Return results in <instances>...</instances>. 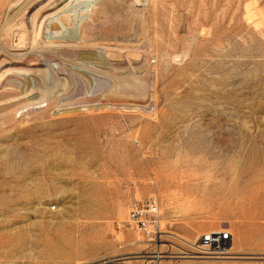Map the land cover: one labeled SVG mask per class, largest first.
Segmentation results:
<instances>
[{
    "label": "rangeland",
    "instance_id": "374dc122",
    "mask_svg": "<svg viewBox=\"0 0 264 264\" xmlns=\"http://www.w3.org/2000/svg\"><path fill=\"white\" fill-rule=\"evenodd\" d=\"M141 1L0 6V264L264 260V0ZM150 195L160 263L115 225Z\"/></svg>",
    "mask_w": 264,
    "mask_h": 264
},
{
    "label": "built area",
    "instance_id": "2783aa9c",
    "mask_svg": "<svg viewBox=\"0 0 264 264\" xmlns=\"http://www.w3.org/2000/svg\"><path fill=\"white\" fill-rule=\"evenodd\" d=\"M126 225L147 243L144 250L147 253L143 254L145 257H148L152 261L157 260L158 262L165 259L161 257H164L166 254H160V251L166 250L157 249L158 245L166 246L165 248L168 249V244H164L165 237L161 226L160 203L157 196L150 195L143 199L133 200L128 207ZM232 239L233 236L228 229L208 231L205 235L201 236L199 241L194 245V248H192V251L201 253L195 254L198 256H212L205 253L226 248ZM175 264L178 263L175 262ZM259 264H264V261Z\"/></svg>",
    "mask_w": 264,
    "mask_h": 264
},
{
    "label": "bare ground",
    "instance_id": "6f19581e",
    "mask_svg": "<svg viewBox=\"0 0 264 264\" xmlns=\"http://www.w3.org/2000/svg\"><path fill=\"white\" fill-rule=\"evenodd\" d=\"M8 1H9V3H8ZM24 0H0V6L1 5H3V4H6L7 5V7L9 8V9H11L12 7H14L15 6V8H16V5H20L22 2H23ZM28 1V0H27ZM100 1V0H99ZM137 6H143L142 5V1L141 0H132ZM145 1H148V0H145ZM8 3V4H7ZM23 4V3H22ZM13 10V9H12ZM19 19V18H18ZM21 20V19H20ZM23 20V19H22ZM63 20V19H62ZM20 22V21H19ZM20 23H22V22H20ZM19 23V24H20ZM20 25H22V24H20ZM56 33V32H55ZM19 38V40H18V44H20L22 41V39H24V38H21V37H18ZM51 38V37H50ZM37 39V38H36ZM35 43V42H34ZM34 45V44H33ZM19 46V45H18ZM16 47H17V44H16ZM34 47V46H33ZM75 48V47H74ZM78 49V48H77ZM104 49H108V48H104ZM32 51V50H31ZM65 51H67V48L65 49V47H64V49H62V48H58V51H54L53 53H56L58 56H59V52L60 53H62V52H65ZM83 52V51H82ZM23 53V52H22ZM52 53V52H51ZM24 54V53H23ZM15 55H17V54H15ZM19 55H21V54H19ZM13 56V55H12ZM22 56V55H21ZM24 56V55H23ZM54 56V55H53ZM14 58H15V56H13ZM17 58H19V57H17ZM58 60V59H57ZM148 62L146 63V69H147V67H149V68H153L154 66H155V61L152 63V61H150L149 59L147 60ZM62 62V61H61ZM151 71H153V69H151ZM151 71L149 72L150 74H151ZM78 88V87H77ZM89 95V94H88ZM120 210H121V208H120ZM118 212H119V210H118ZM127 213H128V208H125V212H124V215L125 216H123V218L124 219H122L121 221H119V222H117L115 225H116V228L117 229H119V234H121L122 236H123V231H122V229L121 228H124L125 230H127V237H129L130 238V240H131V242L128 244V245H136V246H138V248L141 250V251H143V252H145L144 250H145V248H146V246H147V243L143 240V238L142 237H140L138 234H136V233H134L133 231H131L129 228H128V226L126 225V222H127ZM161 211H160V215H161ZM162 216V215H161ZM161 223H162V218H161ZM162 230H163V223H162ZM163 233H164V231H163ZM232 234V233H231ZM205 235V234H204ZM164 236H165V233H164ZM117 240H123V238L122 237H117ZM163 245H158L157 246V249H159L160 250V247H162ZM227 247H228V245H227ZM226 247V248H227ZM100 248V245L98 246V245H96V244H94L91 240H88V241H86V242H84L83 243V245L81 246V247H78L77 246V252L75 253V257H87V256H89V255H91L92 253H93V251L95 252L96 250H98ZM222 249H225V248H222ZM222 249H218V250H216V251H221ZM213 252H215V251H213ZM213 252H211V253H213ZM161 253H163L162 251H160V254ZM134 254H136V255H141V253H134ZM128 255V254H127ZM122 256V255H121ZM212 256H215V255H212ZM217 256H219V255H217ZM140 258V257H139ZM161 258H163V257H161ZM264 258V257H263ZM137 259H138V257H137ZM141 259V258H140ZM262 259V258H261ZM121 260V261H120ZM124 259H117V260H115V261H117V263L118 264H125V263H128V262H125V261H123ZM128 260V259H127ZM250 260H252V259H250ZM162 261V260H161ZM160 261V262H161ZM253 261V260H252ZM257 261V260H256ZM260 261H264V260H260ZM154 262H156V263H160V262H158L157 260H154ZM79 263V262H78ZM255 263V262H254Z\"/></svg>",
    "mask_w": 264,
    "mask_h": 264
}]
</instances>
